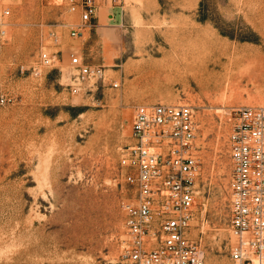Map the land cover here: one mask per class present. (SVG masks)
I'll use <instances>...</instances> for the list:
<instances>
[{
    "label": "rangeland",
    "instance_id": "rangeland-1",
    "mask_svg": "<svg viewBox=\"0 0 264 264\" xmlns=\"http://www.w3.org/2000/svg\"><path fill=\"white\" fill-rule=\"evenodd\" d=\"M6 6L0 264H124L122 204L133 187L120 159L132 143L133 107L150 103L194 109L199 169L190 233L201 238L205 260L228 257L225 112L264 106V0H111L80 37L70 35L78 13L68 0H0V12ZM191 32L211 38L209 54L226 51L219 64L207 62L206 83L187 65L196 46L180 37ZM40 52L55 66L35 75ZM72 57L104 66L108 81L71 93Z\"/></svg>",
    "mask_w": 264,
    "mask_h": 264
},
{
    "label": "built area",
    "instance_id": "built-area-1",
    "mask_svg": "<svg viewBox=\"0 0 264 264\" xmlns=\"http://www.w3.org/2000/svg\"><path fill=\"white\" fill-rule=\"evenodd\" d=\"M111 0H68L78 21L72 37L92 27L101 4ZM10 12H0V47L6 42ZM54 35L53 33H51ZM76 71L70 85L77 93L83 83L108 80L105 67L72 57ZM55 66V58L38 55L35 75ZM118 87L117 81H109ZM10 99L1 96L0 103ZM229 124L226 148L230 165L228 227L233 236L228 257L237 264H264V106H235L225 112ZM194 109L187 104L150 103L133 107L129 138L121 155L128 169L125 181L133 194L122 204L124 239L120 259L124 264H204L201 238L191 237L194 181L199 162L194 145Z\"/></svg>",
    "mask_w": 264,
    "mask_h": 264
},
{
    "label": "bare ground",
    "instance_id": "bare-ground-1",
    "mask_svg": "<svg viewBox=\"0 0 264 264\" xmlns=\"http://www.w3.org/2000/svg\"><path fill=\"white\" fill-rule=\"evenodd\" d=\"M135 22H136V24L142 23V21L138 18L136 19ZM180 38H181V40L189 39L190 41H193V45L196 46L193 48V51L191 53L192 59L187 64V65L190 64V67H189V71H191L190 75L195 79V81L198 84H200L202 82L206 83L207 80L210 78V76L213 74L212 70H208L207 62H211L212 64H215V65L217 63L219 64L221 54H224L226 51L220 49L218 51L215 50L213 54H209L205 49V47H206L205 43L207 42V47H208V41L207 40L210 37L207 39L206 37H203V35L201 37L197 34H194V33L192 34V32H191V33L183 34ZM209 41H211V40H209ZM200 44H201V46H198ZM210 44H211V42H210ZM186 48L187 47H185L183 49H186Z\"/></svg>",
    "mask_w": 264,
    "mask_h": 264
},
{
    "label": "crops",
    "instance_id": "crops-1",
    "mask_svg": "<svg viewBox=\"0 0 264 264\" xmlns=\"http://www.w3.org/2000/svg\"><path fill=\"white\" fill-rule=\"evenodd\" d=\"M204 264H215V263H211L208 260H204ZM217 264H237L235 263L233 260H231L229 257H226L221 263H217Z\"/></svg>",
    "mask_w": 264,
    "mask_h": 264
}]
</instances>
